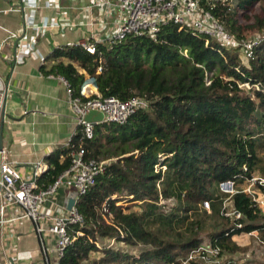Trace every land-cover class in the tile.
<instances>
[{"label": "trees", "instance_id": "trees-1", "mask_svg": "<svg viewBox=\"0 0 264 264\" xmlns=\"http://www.w3.org/2000/svg\"><path fill=\"white\" fill-rule=\"evenodd\" d=\"M202 5L212 7L237 40L263 34L250 58L176 25L160 28L154 39L130 35L97 45L101 61L76 45L55 48L46 58L51 64L42 73L65 79L82 101L137 96L148 102L123 124L96 125L93 138L83 141L86 159L108 164L76 203L84 222L69 228L71 243L59 264H179L205 241L222 256L241 253L231 241L235 236L256 232L264 242V215L242 192L252 177L264 179V0ZM257 5L260 14L254 15ZM88 79L97 94L85 98L81 90ZM81 135L80 127L71 145L77 147ZM71 150L47 157L41 188L69 167ZM225 182L233 183L231 196L219 189ZM256 189L264 195L263 186ZM227 198L228 207L241 214L235 220L240 228L221 214ZM94 253L101 257L92 259Z\"/></svg>", "mask_w": 264, "mask_h": 264}, {"label": "built area", "instance_id": "built-area-1", "mask_svg": "<svg viewBox=\"0 0 264 264\" xmlns=\"http://www.w3.org/2000/svg\"><path fill=\"white\" fill-rule=\"evenodd\" d=\"M36 5L35 0H26L23 8H34ZM59 5V0H56V5H53V8L59 9ZM93 7L99 8L111 24L117 28V31L105 40V44L95 38L76 44L85 54L93 56L99 61H101L102 54L97 50V45H112L123 41L130 35L147 36L154 39L160 28L166 25H176L179 29L214 40L230 50L241 52L244 59L251 57L253 47L257 46L263 38V34L259 33L250 40L235 39L225 31L223 25L211 12L212 7L209 9L203 7L202 0H98V2L96 0ZM24 21L25 31L43 33L61 27L60 18L53 20L44 18L38 21L32 13H28ZM18 42L21 52L19 60L23 59V54L35 51V44L28 41L24 35L19 38ZM40 58L43 60L41 56ZM97 71H101V68L99 67ZM58 78L65 87L68 101L76 115V123L81 127L82 135L77 147L71 145L70 156L72 159L69 167L46 188L39 186L38 179L41 173L47 171L48 165L37 163L32 177L26 179L7 159L0 162V237L5 241L3 243V259L6 264H9V255L14 248L15 226L21 221L29 220L35 225L37 234L41 235L43 230L40 228L39 222L44 219L41 208L48 199L56 195L64 181H68L73 187L75 203L70 210H63L49 218V232L55 236L56 257L54 260L49 259L44 243L41 242L42 264H59L65 248L71 243L69 228L83 224L84 218L78 211L76 203L94 185L96 177L105 172L108 164L107 161L85 158L86 151L83 141L92 139L94 127L101 124L88 123L84 120L85 116L90 111H97L102 113L103 122L123 124L136 111L148 107V102L137 96H131L126 100L97 96L82 101L80 97L73 95L70 84L65 79ZM4 85L0 79V116L3 110ZM0 154L4 155V151H1ZM257 184L264 187V179L252 177L247 180L242 192L251 197L252 201L258 205L261 214L264 215V195L256 189ZM219 189L230 196L235 193L232 182L220 184ZM215 205L217 206V204ZM228 205L227 198L222 204L221 214L231 218L234 221L231 223H235V220L241 219V214ZM204 207L209 212L213 210L212 203H204ZM101 213L104 216L109 215L106 205L102 206ZM234 225L236 228L241 227V224L238 223ZM5 227L10 230L5 235L6 238L3 232ZM110 244H113V241ZM222 259L220 248L205 241L180 258L178 262L179 264H239L235 260L222 261Z\"/></svg>", "mask_w": 264, "mask_h": 264}, {"label": "crops", "instance_id": "crops-1", "mask_svg": "<svg viewBox=\"0 0 264 264\" xmlns=\"http://www.w3.org/2000/svg\"><path fill=\"white\" fill-rule=\"evenodd\" d=\"M25 1L0 0V79L5 84L0 116V144L4 155L0 154V162L7 159L28 179L32 177L37 163L47 165L46 159L52 152L71 149L72 139L80 128L61 80L42 73V67L51 64L46 58L55 48L88 42L92 38L105 44V40L117 28L99 8L93 7L96 0H59V9L53 8L56 0H35L37 5L26 9L23 8ZM28 13L34 14L38 21L60 18L61 27L43 33L25 31L24 19ZM23 35L35 44V51L23 54V59L19 60L21 52L18 40ZM100 72L96 71L97 74ZM95 94L97 92L93 80L88 79L82 87L81 95L88 98ZM74 196L73 187L64 181L56 195L41 208L44 216L39 222L43 230L41 235L37 234L35 225L29 220L15 226L14 248L9 255V264H42L41 242L44 243L49 259H55V236L49 232V218L66 210L69 200L74 199ZM8 231L6 227L3 229L4 237ZM254 233L248 236L261 248L253 247L256 251L251 253L249 261L251 264H264V247L260 245L264 242L259 239L258 233ZM238 237H233L231 241L243 252V245L234 240ZM102 242L122 247L117 243L110 244L111 241ZM3 243L5 241L0 237V264H6L3 259ZM123 249L130 253L136 252L132 247ZM234 256L238 257L239 253L224 254L222 261L232 260ZM100 257V253L91 255L92 259Z\"/></svg>", "mask_w": 264, "mask_h": 264}, {"label": "rangeland", "instance_id": "rangeland-1", "mask_svg": "<svg viewBox=\"0 0 264 264\" xmlns=\"http://www.w3.org/2000/svg\"><path fill=\"white\" fill-rule=\"evenodd\" d=\"M251 13H253L254 15L260 14V5H257L253 8V10L251 11ZM254 35L250 36L249 38H245L246 40H250ZM237 54L241 55V52L237 51ZM263 158H264V152L262 153ZM108 162V161H107ZM119 206H123L125 204L123 203H119L117 204ZM127 205V203H126ZM253 235H256V233H254ZM234 240L240 244L243 245V249L244 251L239 253V256H234L231 257L232 260H235L236 262H240L241 264H251L249 261V257H252L251 253H254L256 250H253V247H257V248H261L260 246H258L259 244L257 242L253 243L251 240L252 238L249 237L248 235H240L238 238H234ZM109 244V243H108ZM122 247L124 245H121ZM123 248H126L125 246ZM134 250V249H133Z\"/></svg>", "mask_w": 264, "mask_h": 264}, {"label": "water", "instance_id": "water-1", "mask_svg": "<svg viewBox=\"0 0 264 264\" xmlns=\"http://www.w3.org/2000/svg\"><path fill=\"white\" fill-rule=\"evenodd\" d=\"M84 120L88 123H103V115L100 112L97 111H90L84 118ZM1 130H2V124H1ZM0 151H2V145L0 144ZM74 200H69L67 204V210H70L71 207L74 205Z\"/></svg>", "mask_w": 264, "mask_h": 264}]
</instances>
